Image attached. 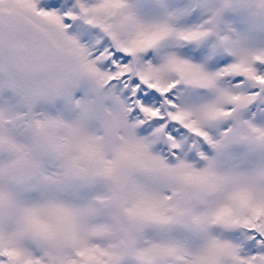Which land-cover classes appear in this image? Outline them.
Segmentation results:
<instances>
[{"label":"snow or ice","instance_id":"6c2138e0","mask_svg":"<svg viewBox=\"0 0 264 264\" xmlns=\"http://www.w3.org/2000/svg\"><path fill=\"white\" fill-rule=\"evenodd\" d=\"M0 264H264V0H0Z\"/></svg>","mask_w":264,"mask_h":264}]
</instances>
